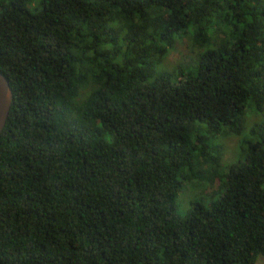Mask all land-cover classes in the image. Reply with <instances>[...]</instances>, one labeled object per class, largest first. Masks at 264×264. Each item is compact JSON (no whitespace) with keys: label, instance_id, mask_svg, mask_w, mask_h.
I'll return each mask as SVG.
<instances>
[{"label":"trees","instance_id":"obj_1","mask_svg":"<svg viewBox=\"0 0 264 264\" xmlns=\"http://www.w3.org/2000/svg\"><path fill=\"white\" fill-rule=\"evenodd\" d=\"M0 72V264L264 258V0H0Z\"/></svg>","mask_w":264,"mask_h":264},{"label":"rangeland","instance_id":"obj_2","mask_svg":"<svg viewBox=\"0 0 264 264\" xmlns=\"http://www.w3.org/2000/svg\"><path fill=\"white\" fill-rule=\"evenodd\" d=\"M194 59V53L190 50L188 42L184 40L182 43L178 44L176 49L172 51L169 55L168 61L166 63L167 69H173L179 63H189ZM264 113L257 114V117L251 116L248 113L246 130L241 134V136H227L224 135L218 139L219 145L223 149V159L222 165L225 167L235 160H239L241 155L238 156L239 144L242 138H247V129L256 121H261L264 118ZM260 118V119H259ZM237 158V159H236ZM221 192V183L218 179L215 181H185L182 191L179 193L177 206L178 214L185 215L190 209L191 205L195 202L208 203L212 200H216L220 197V194L214 195ZM257 264H264V258H261Z\"/></svg>","mask_w":264,"mask_h":264},{"label":"water","instance_id":"obj_3","mask_svg":"<svg viewBox=\"0 0 264 264\" xmlns=\"http://www.w3.org/2000/svg\"><path fill=\"white\" fill-rule=\"evenodd\" d=\"M13 101L14 93L10 86V82L5 75L0 72V137L7 125Z\"/></svg>","mask_w":264,"mask_h":264}]
</instances>
